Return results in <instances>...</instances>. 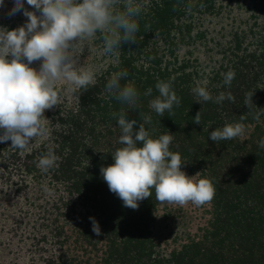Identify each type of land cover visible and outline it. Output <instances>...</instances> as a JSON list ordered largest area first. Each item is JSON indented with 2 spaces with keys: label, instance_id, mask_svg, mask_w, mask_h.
Masks as SVG:
<instances>
[{
  "label": "trees",
  "instance_id": "obj_1",
  "mask_svg": "<svg viewBox=\"0 0 264 264\" xmlns=\"http://www.w3.org/2000/svg\"><path fill=\"white\" fill-rule=\"evenodd\" d=\"M141 8L136 40L123 42L118 56L103 52L99 34L85 42L77 64L95 73L96 84L72 93L58 82L44 134L23 151L0 143L3 241L18 257L27 248L29 264H264V0H141ZM7 12L0 16L7 29L26 20ZM121 70L128 73L121 84L139 93L134 105L105 92ZM229 70L235 76L224 85ZM157 81H169L180 99L164 116L148 106ZM197 85L233 99L198 103L191 91ZM123 113L150 137L170 132V151L181 155L187 175L212 182V200L160 202L152 189L136 210L123 207L99 171L123 147L116 122ZM234 122L244 125L239 137L208 138ZM50 149L59 159L45 173L37 162ZM89 216L101 235L92 233Z\"/></svg>",
  "mask_w": 264,
  "mask_h": 264
},
{
  "label": "clouds",
  "instance_id": "obj_2",
  "mask_svg": "<svg viewBox=\"0 0 264 264\" xmlns=\"http://www.w3.org/2000/svg\"><path fill=\"white\" fill-rule=\"evenodd\" d=\"M4 4L5 0H0V7ZM141 10V0H12L7 15L20 13L26 20L12 29L0 26V143L10 141V147L23 151L32 138L44 134V111L58 103V82H66L67 91L72 93L96 84L95 73L77 64L85 42L99 34L103 52L118 56L123 42L136 40L135 17ZM34 61L39 62L38 67L32 66ZM127 76L126 70L112 73L105 92L122 103L134 105L139 96L136 87L129 82L121 84ZM234 76L232 70L224 73L223 84L230 85ZM155 88L159 94L148 106L159 116L166 111L171 113L173 105L180 103L171 83L157 81ZM191 91L198 103L233 99L231 93L224 92L213 97L201 85ZM151 93L149 87L144 95ZM252 95L253 91L247 95L245 105L248 106ZM193 121L200 123L199 111ZM116 122L123 147L115 149L111 153L113 162L101 166L99 171L108 190L121 200L123 207L136 210L139 201L151 196L152 189L160 202L183 205L191 201L200 206L212 200L215 194L212 182L204 177L197 179L199 172L187 175L182 170L181 155L170 151L173 139L170 132L150 137L142 123L134 130L137 121L126 119L125 113ZM244 131L242 123L234 122L213 129L208 138L214 142L229 140ZM258 146L264 148V137ZM58 159L50 149L39 157L37 167L46 173L56 166ZM88 219L92 233L101 235L95 217Z\"/></svg>",
  "mask_w": 264,
  "mask_h": 264
},
{
  "label": "rangeland",
  "instance_id": "obj_3",
  "mask_svg": "<svg viewBox=\"0 0 264 264\" xmlns=\"http://www.w3.org/2000/svg\"><path fill=\"white\" fill-rule=\"evenodd\" d=\"M11 6L12 0H5V4L0 7V16L7 12L8 8H10ZM3 234L4 233L0 231V264H29L31 253L27 251V248L23 255L21 257H18V248H8L3 241Z\"/></svg>",
  "mask_w": 264,
  "mask_h": 264
}]
</instances>
